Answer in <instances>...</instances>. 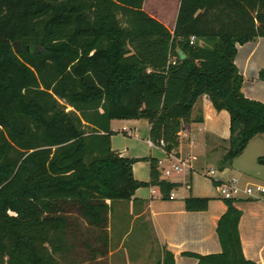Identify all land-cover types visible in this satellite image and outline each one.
<instances>
[{
  "label": "trees",
  "instance_id": "obj_1",
  "mask_svg": "<svg viewBox=\"0 0 264 264\" xmlns=\"http://www.w3.org/2000/svg\"><path fill=\"white\" fill-rule=\"evenodd\" d=\"M144 1L0 0V264H95L109 250L113 201L148 185L170 198L179 183L162 178L158 159L144 158L150 180L141 181L138 159L113 149V119H147L151 140L175 151L208 95L230 114L220 169L264 133V102L245 96L235 62L239 43L264 35V0H181L173 30ZM209 201L190 195L186 209ZM224 201L221 252L186 254L259 264L245 257L236 199ZM159 264H176L173 252Z\"/></svg>",
  "mask_w": 264,
  "mask_h": 264
},
{
  "label": "crops",
  "instance_id": "obj_2",
  "mask_svg": "<svg viewBox=\"0 0 264 264\" xmlns=\"http://www.w3.org/2000/svg\"><path fill=\"white\" fill-rule=\"evenodd\" d=\"M180 2L175 0L173 4L156 5L145 0L144 8L173 30ZM235 62L244 76L242 91L245 96L264 102V79L260 76V70L264 68V35L239 43ZM199 116L203 117L202 121L191 120L183 124L179 147L174 151L175 157L190 159L193 168L162 176L179 183L173 189L174 197L164 198L159 186L148 185L139 187L130 200L113 201L108 227L109 250L105 256L99 255L93 260L95 264H159L165 250L173 252L176 264H198V259L186 252H221L217 225L227 205L214 180L222 182L237 176L243 185H264V165L257 160L264 154V133L253 137L230 166L217 171L212 165H219L229 146L226 140L231 134L230 114L226 109H216L209 96L203 95L194 106L192 119ZM150 127L147 119L111 121L112 147L122 156L138 159L133 164V174L141 181L150 180V162L144 158L154 157L164 165L174 161L165 149L150 145ZM250 149L255 151L253 155H249ZM211 169L214 174L207 175ZM190 195L208 197V209L187 210L185 199ZM235 204L242 211L240 233L245 257L264 264V193L258 192L256 197L243 193ZM132 216L141 219L142 223L149 222L157 242L156 249L144 253L140 249L132 253L124 251L126 234L123 230Z\"/></svg>",
  "mask_w": 264,
  "mask_h": 264
},
{
  "label": "built area",
  "instance_id": "obj_3",
  "mask_svg": "<svg viewBox=\"0 0 264 264\" xmlns=\"http://www.w3.org/2000/svg\"><path fill=\"white\" fill-rule=\"evenodd\" d=\"M191 42H194L196 40V35L192 34L190 36ZM150 145H158L165 149L166 151V143L164 139H161L158 144L154 143L152 140H149ZM167 152V155L170 157H173V162L167 165H164L163 161H159V166L162 171V176H171L174 172H181L188 168L189 170L193 168V165L191 163L190 159H184L181 157H175L174 156V151ZM207 175L212 176L214 174V170L211 169L207 173ZM217 189L219 191L220 196L224 198H234L238 199L241 194H246L249 197H256L257 193H264V185L258 184H242L240 182V179L237 176L232 177L231 179L227 181H222L217 184ZM174 197V193L171 192L170 198Z\"/></svg>",
  "mask_w": 264,
  "mask_h": 264
},
{
  "label": "rangeland",
  "instance_id": "obj_4",
  "mask_svg": "<svg viewBox=\"0 0 264 264\" xmlns=\"http://www.w3.org/2000/svg\"><path fill=\"white\" fill-rule=\"evenodd\" d=\"M154 2L156 5H162L165 3L167 5L173 4L175 0H148V3ZM253 150V146H251ZM255 151L249 150V155H253ZM254 157V156H253ZM214 169L220 171V168L217 164L212 165ZM115 218L113 216V224L115 225ZM123 233L126 234L123 244H124V251H129L132 253L133 251H137L140 249L143 253L149 250H154L157 248V242L154 236L153 229L149 222L142 223L141 219H133V216L128 219V224L123 230ZM79 251V250H78ZM86 257V250H80L78 254L72 253L69 255V260L71 259H81Z\"/></svg>",
  "mask_w": 264,
  "mask_h": 264
},
{
  "label": "water",
  "instance_id": "obj_5",
  "mask_svg": "<svg viewBox=\"0 0 264 264\" xmlns=\"http://www.w3.org/2000/svg\"><path fill=\"white\" fill-rule=\"evenodd\" d=\"M178 51L182 57H185V53L183 52V50L180 47H178Z\"/></svg>",
  "mask_w": 264,
  "mask_h": 264
}]
</instances>
